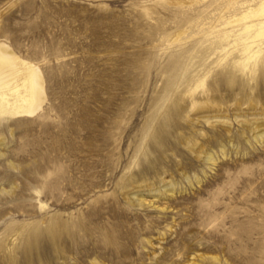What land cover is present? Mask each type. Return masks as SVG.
<instances>
[{
  "label": "rangeland",
  "instance_id": "374dc122",
  "mask_svg": "<svg viewBox=\"0 0 264 264\" xmlns=\"http://www.w3.org/2000/svg\"><path fill=\"white\" fill-rule=\"evenodd\" d=\"M259 3L0 0L46 92L0 117V264H264V54L216 31Z\"/></svg>",
  "mask_w": 264,
  "mask_h": 264
},
{
  "label": "bare ground",
  "instance_id": "6f19581e",
  "mask_svg": "<svg viewBox=\"0 0 264 264\" xmlns=\"http://www.w3.org/2000/svg\"><path fill=\"white\" fill-rule=\"evenodd\" d=\"M174 1L181 2V0ZM183 1L184 0H182V2ZM234 26H238V28L234 29ZM230 27L233 28L230 29ZM216 31L219 33L218 37L220 41H226L231 47H237L239 53L237 64L240 70L254 74L256 71V64L249 65V62L260 53L264 54V0H260V3L255 7L244 9L238 17L236 15L230 16L218 29H216ZM225 53H228V50H225ZM45 100V82L39 66L34 62L22 59L7 43L0 42V117H21L35 114L42 110ZM219 120L226 126L229 125V121L224 117H221ZM206 121L209 122V119L206 118ZM256 127L257 125L254 126L252 132L253 138L256 141L263 142L264 130H262L263 132L260 131V133H256ZM191 144V141H186V146L191 147ZM203 150H201V152H203ZM205 157L206 159H203L212 160V165H214L216 160L210 153L206 152ZM152 165L153 164L146 167L152 168ZM212 165L209 166L210 169L213 168ZM146 167L145 171L147 172ZM126 180L131 185L137 181V178L135 174H131L127 176ZM171 185V182L165 185L167 190ZM129 195L126 194V196ZM172 195H174V193H172ZM160 234H163V232ZM147 241L151 243L150 239ZM212 259L218 261L217 256H212ZM92 264H96V262Z\"/></svg>",
  "mask_w": 264,
  "mask_h": 264
}]
</instances>
